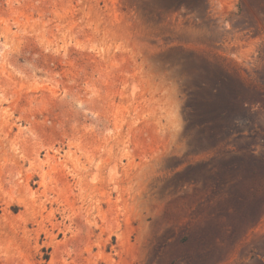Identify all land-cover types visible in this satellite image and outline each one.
Listing matches in <instances>:
<instances>
[{"label":"rangeland","instance_id":"rangeland-1","mask_svg":"<svg viewBox=\"0 0 264 264\" xmlns=\"http://www.w3.org/2000/svg\"><path fill=\"white\" fill-rule=\"evenodd\" d=\"M0 264H264V0H0Z\"/></svg>","mask_w":264,"mask_h":264},{"label":"bare ground","instance_id":"bare-ground-1","mask_svg":"<svg viewBox=\"0 0 264 264\" xmlns=\"http://www.w3.org/2000/svg\"><path fill=\"white\" fill-rule=\"evenodd\" d=\"M123 151V150H122ZM48 160V159H47ZM43 170V169H42Z\"/></svg>","mask_w":264,"mask_h":264}]
</instances>
